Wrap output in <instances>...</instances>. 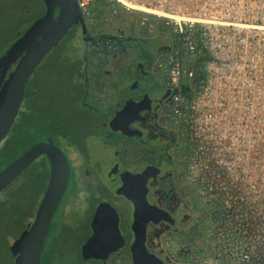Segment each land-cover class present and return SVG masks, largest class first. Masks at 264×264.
Returning a JSON list of instances; mask_svg holds the SVG:
<instances>
[{
	"label": "flooded vegetation",
	"instance_id": "1",
	"mask_svg": "<svg viewBox=\"0 0 264 264\" xmlns=\"http://www.w3.org/2000/svg\"><path fill=\"white\" fill-rule=\"evenodd\" d=\"M41 2L43 16L46 9L43 0ZM101 12L105 11L94 9L90 19H83L90 37L97 38L91 42L85 41V36L82 37L87 48L86 55L97 57L100 61L98 66L102 59L111 60L118 65L119 70L111 78L109 75L103 76L99 68H93L96 72L94 76L86 67L83 83L85 88L88 86L91 89V93L87 95L97 104L94 109L99 121L94 134L101 135V140L113 159L105 164H96L94 168L88 164L81 167L85 162L78 163V169L74 173L65 152L55 142L58 140L50 138L64 153L70 169L63 196L67 193L72 178L77 190V196H74L76 210L81 219L87 220L88 235L79 249L83 264L82 247L94 232L101 234L99 240L102 241V250H112L101 264H134L131 246L136 232L140 235L143 225L144 248L161 264H229V256L238 259L242 252L237 247L231 248L227 243V211L198 195L188 175V142L171 114L173 91L169 88L167 76L160 65L172 46L159 48L154 53L155 56H134L132 49L144 43V36L120 28L108 33L112 37L111 42L101 38L103 33L100 32V27L105 28L102 24L103 16L106 21L115 19L109 18L108 11L102 13L101 17ZM54 13L57 15L58 10L55 9ZM77 27L81 30L80 25ZM152 57L159 59L155 66ZM144 59H148L151 69L158 75L162 73V80L146 87L143 78L141 80L140 76L131 74L132 85L117 89L123 79L122 73H126L123 68H128L129 64H133L141 75L146 76L142 72L144 65L141 61ZM14 67L15 64H12L6 74L0 75V86ZM126 105V111L120 113ZM38 142L49 140H38L19 150V153H15L0 167V171ZM69 143L77 153L80 140L72 139ZM39 158L43 160L35 165ZM102 167H107L104 174L107 186L102 184L99 177L103 176L100 173ZM49 171L47 157L40 156L0 190V264H14L12 245L31 225L37 208L29 218L30 221L24 217L22 210L29 207L28 197L34 193L33 184L36 185L43 172L46 184L40 193L44 194ZM15 184L21 188L15 187ZM26 222L28 224L24 225ZM114 246L118 248L114 250ZM95 255L99 256L100 253L93 256ZM139 263L149 264V260L141 259ZM154 263L156 264L155 261Z\"/></svg>",
	"mask_w": 264,
	"mask_h": 264
},
{
	"label": "built area",
	"instance_id": "2",
	"mask_svg": "<svg viewBox=\"0 0 264 264\" xmlns=\"http://www.w3.org/2000/svg\"><path fill=\"white\" fill-rule=\"evenodd\" d=\"M98 1L76 0L83 19ZM104 1L109 18L140 11L145 33L160 21L173 36L160 66L188 142L189 179L228 218L254 216L264 229V0Z\"/></svg>",
	"mask_w": 264,
	"mask_h": 264
},
{
	"label": "rangeland",
	"instance_id": "3",
	"mask_svg": "<svg viewBox=\"0 0 264 264\" xmlns=\"http://www.w3.org/2000/svg\"><path fill=\"white\" fill-rule=\"evenodd\" d=\"M42 14L41 0H0V51L3 50L2 53H4L24 33V29L40 18ZM128 21H130V25L127 22L123 24L127 32L137 33L144 36L145 39L143 44L132 49L134 56L141 54L155 56L154 53L159 48L169 47L173 44V36L167 32L163 25L160 26V32L149 35L141 32L135 15L130 14ZM112 27L113 29H123L121 24H117V26L112 24ZM131 29H134V32ZM82 37L80 28L77 25L73 26L33 71L27 81L25 97L14 125L0 144V167L15 153H19V150H23L29 144L38 141L42 136L52 142L48 137V125L64 134L62 137L55 138L58 140L55 142L65 152L72 172L77 171L76 165L78 163L85 162L81 167L88 164L94 168L96 164L99 165L101 162L105 164L109 159H113L112 154L105 148L101 135L94 134L97 132L96 124L99 119L96 109H94L97 104L87 95V93H91V89L88 86L85 88L83 83L86 75L87 48ZM152 59L155 66L159 59L158 57H152ZM141 62L144 65L142 72L146 76L141 75L136 67L132 69V74L137 75V77L140 76L141 80L143 78L142 81L146 87L159 83L162 80V73L158 75L152 70V65L148 64V59ZM132 81V78L121 80V84L116 88L132 85ZM23 114L33 115L31 123L22 122ZM77 138L80 140V149L76 153L69 142ZM15 139L23 141L19 142ZM41 160L43 159L36 160L35 165ZM106 171L107 167L101 168L100 173L103 176L99 177L103 185L108 183L106 177L104 178ZM20 179L23 181L22 178ZM45 180L46 175L43 172L36 185L33 184L34 193L30 198L28 197L29 207L22 210L26 219L34 215L38 202L43 196L40 192L46 184ZM14 186L21 188L18 184ZM66 192L52 218L40 264L47 263L44 259L47 243L50 252H53L54 245L57 247L52 253V257L49 258L53 264H81L79 249L88 235V229L87 220L81 219L76 210L74 196H77V190L76 183L72 181V178ZM28 222L24 225H27ZM19 246L20 238L12 245L14 255Z\"/></svg>",
	"mask_w": 264,
	"mask_h": 264
},
{
	"label": "water",
	"instance_id": "4",
	"mask_svg": "<svg viewBox=\"0 0 264 264\" xmlns=\"http://www.w3.org/2000/svg\"><path fill=\"white\" fill-rule=\"evenodd\" d=\"M43 2L46 9L45 14L36 19L0 55V75L6 74L10 70L11 65L15 64L14 69L0 86V143L7 136L18 115L20 106L24 100L28 79L41 60L58 44L67 32L73 26L80 25L82 35L85 36V41L94 42L97 39L90 37L76 0H43ZM55 9L58 10L57 15L54 13ZM111 24H115L116 26L117 24H121L122 28L126 31L123 25L124 21L121 18ZM131 30L134 32V29ZM141 32L144 33L142 30ZM106 40H109V38H106ZM184 91L188 90L185 88L182 94ZM126 109L127 105L120 113L125 112ZM40 156H46L49 161L48 185L37 207L31 225L20 237V246L14 255V264L41 263L45 239L52 218L65 192L70 169L65 155L59 147L52 142H38L0 171L1 190ZM98 234L94 232L82 247L85 264H101L108 253L112 251L110 248L102 250V241L99 240L101 234ZM144 237L145 228L143 225L140 235L136 232L135 240L131 246L134 264H140L141 259L147 258L149 264H155L154 261L156 264H161L146 252L143 244ZM117 248L118 246L113 247L114 250ZM97 253H100V255L93 256Z\"/></svg>",
	"mask_w": 264,
	"mask_h": 264
},
{
	"label": "trees",
	"instance_id": "5",
	"mask_svg": "<svg viewBox=\"0 0 264 264\" xmlns=\"http://www.w3.org/2000/svg\"><path fill=\"white\" fill-rule=\"evenodd\" d=\"M104 8H105V12H107L108 7H104ZM121 13H125V11L120 10V13L117 16V19L121 17ZM129 13L132 14V11H130ZM156 29L157 31H160L159 28H156ZM2 52L3 50L0 51V55L2 54ZM32 118H33V115L30 116L29 114L28 116L26 114H23V116L21 117L23 123L25 122L31 123ZM39 130L42 132H45L41 129ZM62 135L64 134L61 131H57L48 125V137L55 139L60 136L62 137ZM45 139H48V138H46L45 136H42L39 140H45ZM245 223L246 222H244V224L243 223L241 224V222H239L238 219L235 217L228 218L227 220L228 231H229L227 243L231 246V248L237 247L238 249H241V252H242L238 259H234L232 258V256H229L227 262H229V264H264V229L257 228V220H256V217L254 216H249L247 224ZM46 245L47 246H46V250L44 253V259L47 262L46 264H53L49 258L52 257V253L55 252V248L57 247L56 245H54V247L52 248L53 252L52 251L50 252L48 250V243ZM243 254L248 255L247 260H243ZM80 261H81V264H83L81 258H80Z\"/></svg>",
	"mask_w": 264,
	"mask_h": 264
},
{
	"label": "crops",
	"instance_id": "6",
	"mask_svg": "<svg viewBox=\"0 0 264 264\" xmlns=\"http://www.w3.org/2000/svg\"><path fill=\"white\" fill-rule=\"evenodd\" d=\"M104 7H109V4L107 3V1H104V0H100V1H98V3L94 6V9L95 10H100V11H105V8ZM102 8H104V10H101ZM107 11H108V8H107ZM122 11V10H121ZM102 13H104L105 14V12H101V14H99V16H101L102 17ZM107 13V12H106ZM141 13V14H140ZM123 14V15H122ZM129 15H130V13L129 12H125V13H121V17H119L118 19H122L123 21H124V23H129V25H130V21H128V18H129ZM131 15H135V17H136V19L138 20L139 18H140V16H142L143 14H142V12H135V11H132V14ZM103 23L102 24H104L105 25V28H103V27H100V29H101V33H103L100 37L101 38H104V39H106V38H109V41L111 42V40H110V38H112L111 36H109L108 35V33L110 32V31H112L113 30V27H112V24L111 23H109L108 21H106L105 20V18H104V16H103ZM116 20H117V17L115 18ZM103 26V25H102ZM159 26V27H158ZM160 26H162L161 25V22L160 21H158V22H156V24H155V26H153V32L156 30L157 31V29L156 28H160ZM139 29H141L142 31L144 30V28H142V27H139ZM127 31V30H126ZM145 31V30H144ZM143 31V32H144ZM152 32V33H153ZM151 33V34H152ZM144 34H146L145 32H144ZM150 35V34H149ZM86 57H87V63H86V67L88 68V72L90 73V74H94V76L96 75V72H95V70H93V68H99V70L101 71V74H103V76H106V77H108V75L109 76H111V78L114 76V75H116V70H119L118 68H117V66L118 65H116V64H113L112 62H111V60H108L107 61V59L105 60V59H102L101 60V63H99V66L97 65V63L98 62H100L99 60H98V58L97 57H93L91 54H90V57H88V55H86ZM134 68V65L133 64H129V66H128V68H123V72L125 71L126 73H125V75H124V73H122V75H123V79L122 80H126L127 78H132L130 75L132 74V69ZM126 69V70H125ZM121 75V76H122ZM107 81H109V80H107ZM106 81V82H107ZM121 84V83H120Z\"/></svg>",
	"mask_w": 264,
	"mask_h": 264
}]
</instances>
